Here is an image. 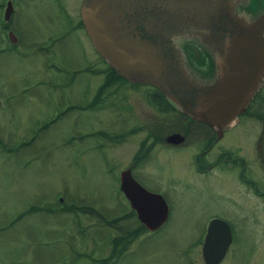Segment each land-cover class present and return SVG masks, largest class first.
<instances>
[{"label":"rangeland","instance_id":"374dc122","mask_svg":"<svg viewBox=\"0 0 264 264\" xmlns=\"http://www.w3.org/2000/svg\"><path fill=\"white\" fill-rule=\"evenodd\" d=\"M80 2L68 0L76 19ZM13 6L3 22L0 0V264H95L111 256L117 226L127 223L115 189L144 135L139 128L154 115L169 130L170 113L152 107L155 87L146 84L113 81L95 101L109 65L90 39L67 30L52 0ZM168 152L158 145L146 173L166 177ZM187 173L194 187L175 195L169 221L125 242L106 263L204 264L205 221L216 216L232 232L218 264H264L262 200L220 181L218 171L208 188L192 166ZM254 181L264 190L263 178Z\"/></svg>","mask_w":264,"mask_h":264},{"label":"water","instance_id":"95a60500","mask_svg":"<svg viewBox=\"0 0 264 264\" xmlns=\"http://www.w3.org/2000/svg\"><path fill=\"white\" fill-rule=\"evenodd\" d=\"M251 3L82 0L80 14L94 50L118 75L157 88L175 110L221 133L235 124L264 82V10ZM11 11L8 1L5 20ZM9 40L16 42L12 32ZM187 47L205 61L197 63ZM120 176L140 222L150 231L160 228L168 216L164 198L142 188L130 169ZM231 243L228 223L212 218L201 247L204 264L221 262Z\"/></svg>","mask_w":264,"mask_h":264},{"label":"flooded vegetation","instance_id":"af4514ba","mask_svg":"<svg viewBox=\"0 0 264 264\" xmlns=\"http://www.w3.org/2000/svg\"><path fill=\"white\" fill-rule=\"evenodd\" d=\"M8 1L11 2L14 9L13 3L15 0H6V4ZM52 2L57 16L62 24L67 27V30H72L77 35L83 32L82 34L88 37L80 14L81 2L78 8L79 19H76L75 14L70 10L68 0H52ZM251 8L264 10V0H252ZM2 20L4 22V13ZM3 22L2 28H4L9 40L12 27L8 24L5 25ZM10 43L12 42L10 41ZM45 51L48 52L47 48H45ZM192 54L195 57L197 53L194 51ZM46 65H48L47 68L52 67L53 62L49 60ZM106 71V76L101 81H128L124 78H111L109 68ZM152 107L159 111L157 106L152 104ZM159 112L170 113V129L166 130V127L160 125L159 120L153 115L151 122L139 128L144 135L125 169H130L132 178L142 188L150 193L160 194L164 198L168 206V216L164 224L169 221L171 214L178 208L174 203L175 195L184 193L185 190L194 187L190 174L187 173L190 166L201 177L202 188H208L212 185L213 172L218 171L216 177L220 181L223 180V182L229 184L233 181L236 185H242L243 193L246 196L252 194L253 197L260 198L262 200L261 209L264 211V190L259 189L254 181L255 174L264 179V82L253 95L246 109L238 115L235 124L221 133H217L207 125L191 119L175 110L171 105L170 109L163 108ZM173 134H178L175 136L177 140L167 142L166 137ZM162 143L169 151L167 158L170 164L166 177L146 173L145 170L146 163L152 162L154 158V150ZM174 161L179 165L178 168L173 166ZM172 166L174 169H172ZM124 187L126 188L127 185H124ZM115 190L116 195L123 202L122 204L128 208L129 213L126 212L123 218L127 220L126 224L131 226L142 224L122 189L120 173L117 175V188ZM247 204L248 202L245 204V208H253V206ZM212 218L218 217H209L205 221L206 228Z\"/></svg>","mask_w":264,"mask_h":264},{"label":"trees","instance_id":"16d2710c","mask_svg":"<svg viewBox=\"0 0 264 264\" xmlns=\"http://www.w3.org/2000/svg\"><path fill=\"white\" fill-rule=\"evenodd\" d=\"M187 50L190 52V54L194 57V55L192 54V52H196V56L194 57V59L196 60L197 63L202 64L204 62V58L203 56L200 55V53L193 47H187ZM109 70L111 71V75L110 77H115V78H119V79H123V77H121L120 75H118L115 70L113 68H111L110 66ZM122 82H128V81H122ZM113 81H105V83L99 88V91L97 93V95L95 96V101H99L101 98V95L104 93V90L106 89V86L109 84H112ZM154 96L156 98H154L155 100L152 102L153 105L157 106L158 110H162L163 108H167L170 109V103H168L163 95V93L161 91H159L157 88H155V92H154ZM81 207V206H79ZM67 209L69 210H78L79 208L78 206H67ZM128 216V215H127ZM121 217H117L113 220H111V222H118L117 220H120ZM110 222V221H109ZM117 229L120 230L121 235L114 237L113 240V252L111 254L110 257L104 259L103 261H98L95 264H108L106 262H109V260L116 254L117 249H124L125 248V242L129 243L131 240H133L137 235L141 234V232H143L144 230H146V228L144 227V225L139 224L138 226H131L129 224H126L125 226L123 225H118Z\"/></svg>","mask_w":264,"mask_h":264},{"label":"clouds","instance_id":"9594fccd","mask_svg":"<svg viewBox=\"0 0 264 264\" xmlns=\"http://www.w3.org/2000/svg\"><path fill=\"white\" fill-rule=\"evenodd\" d=\"M247 23L251 25V22L246 19ZM226 45L230 43V38H226L225 40Z\"/></svg>","mask_w":264,"mask_h":264}]
</instances>
